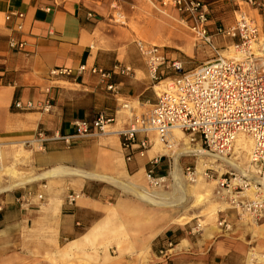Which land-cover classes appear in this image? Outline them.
<instances>
[{
    "label": "crops",
    "instance_id": "crops-1",
    "mask_svg": "<svg viewBox=\"0 0 264 264\" xmlns=\"http://www.w3.org/2000/svg\"><path fill=\"white\" fill-rule=\"evenodd\" d=\"M112 1L0 0V144L7 146L3 152L34 139L39 130L48 137L70 134L74 121L91 120L98 114L112 118L110 126L121 122L124 129L128 118L120 109L122 103H138L145 110L153 106L154 86L133 42L135 35L114 23ZM132 1H119L118 17L127 21L136 17V11L127 6H133ZM144 1L161 15L177 17ZM210 17L218 22L213 7ZM10 39L23 41V47L11 48ZM116 65L127 66L130 72L112 74L109 79L92 73L93 67L110 71ZM58 68L71 69V74L52 75ZM109 83L113 90L107 89ZM47 104L49 108L43 109ZM29 151L34 167L49 172L59 163L84 170L99 161L107 167L108 158L120 151L125 158L119 134L112 139L105 128L71 146L48 140L42 149ZM146 151L130 159L143 163L144 171L157 163L156 157L146 158ZM84 178L51 187L46 181L43 189L31 185L19 191L3 190L0 264H65L62 256L70 261L94 249L90 261L74 264H252L248 256L253 248L264 256V241L255 240L252 227L233 216L224 214L218 224L220 232L205 236L198 224H177L170 215L160 217L150 204L142 206L119 197L107 202L88 195L89 183ZM109 210L119 212L127 231V236L111 244L106 227Z\"/></svg>",
    "mask_w": 264,
    "mask_h": 264
},
{
    "label": "built area",
    "instance_id": "built-area-1",
    "mask_svg": "<svg viewBox=\"0 0 264 264\" xmlns=\"http://www.w3.org/2000/svg\"><path fill=\"white\" fill-rule=\"evenodd\" d=\"M147 1L163 14L175 12L178 21L187 27L195 40L215 54L210 60L186 70L178 60L168 59L159 47L137 43L152 81L160 83L164 74L171 75L164 79L169 81L156 96V102L149 112L139 118L136 116L119 132L125 158L129 161L135 154L144 155L151 146L148 137L150 131L165 139L172 130L179 129L190 143H196L209 155L217 156L216 162L233 152L239 134H246L252 140L248 158L250 167L254 169L253 176L238 177L236 171L226 170L220 175L219 184L232 203L237 202L239 215L264 222V29L259 28L244 9L264 11V0H225L237 7L234 22L228 25L213 21L210 5L202 0ZM227 43H230L229 46ZM9 45L21 49L24 43L10 39ZM219 46L238 50L244 57L235 59L222 56ZM162 67L167 69V73ZM83 68L80 67L81 70ZM129 72V67L119 65L110 71L92 68V73L99 74L102 79ZM51 74L70 75L71 69L58 68L52 70ZM107 89L113 90V84L109 83ZM14 106L19 108L21 105L16 102ZM27 106L31 107L32 103H27ZM48 108L47 104L43 109ZM112 120L98 114L91 120L74 121V131L70 134L48 137L39 130L34 139L23 143L25 146L36 144L42 149L48 140H61L69 146L75 139L103 132ZM2 160L0 144V164ZM212 168L207 165L203 175L208 177ZM152 171V167L147 168V178L156 181L151 177ZM185 171L188 179L195 178V168L188 166ZM232 175L235 179L231 178ZM234 180L236 183L233 184ZM250 189L253 196L245 197L244 193ZM68 199L71 201L73 197L69 196Z\"/></svg>",
    "mask_w": 264,
    "mask_h": 264
},
{
    "label": "rangeland",
    "instance_id": "rangeland-1",
    "mask_svg": "<svg viewBox=\"0 0 264 264\" xmlns=\"http://www.w3.org/2000/svg\"><path fill=\"white\" fill-rule=\"evenodd\" d=\"M119 1L120 0L112 1V10H114V23L119 27H124L123 30L126 34H129L130 32L135 35V39L133 40L135 45H137L138 42H142L144 44L157 46L163 50L168 59L178 60L182 67L186 70H189L202 62L208 61L212 58V56H214V51L199 44L191 32L185 28L174 15H161L144 0H133V6H127L130 9L136 11L137 14L135 13V18H131L127 21L126 18H120L117 15V11H120L121 8ZM205 2L212 3L211 7L214 8V16L216 19H218V23H233L235 15L237 14V7L234 6L232 2L225 0H205ZM246 12L257 22L259 28L264 29V11H258L259 13H257V11L254 9H246ZM227 44L229 46L230 43ZM181 47L190 48L191 53H186ZM218 48L220 53L222 50H228L224 47L220 48V46ZM140 56L141 60L146 66L144 57L141 53ZM170 75L171 73L169 75L165 74L162 77V80H164L166 76ZM168 81L169 80H166L164 83H167ZM156 84L158 83L151 81V87L155 86ZM153 89L154 93L156 94L157 92L161 93L164 87L160 89ZM122 104H127L133 109V115H131L127 111V108H123V106L120 105V109H123L122 111H124L126 117L128 118L125 126H123L125 128L130 122L134 120L136 116L138 118L145 116L152 108L151 107L145 110L142 107H139L138 103L133 104L130 101H126ZM106 129L107 127H105V130ZM149 138L152 142L153 139L150 134ZM75 141H77V139L73 140L71 144H73ZM187 143L192 147L197 146L196 143H190L189 141H187ZM71 144L69 146H71ZM32 147H34L35 150L38 149L36 144L29 146L26 145L25 147H12L10 152L7 151V149H4L2 164L6 167H14L20 175L25 177L37 176L45 173L48 174L44 176L45 179H36L22 186H16L14 188L7 189V192L19 191L20 189H23V187H28L31 185H39V189H43L41 184L45 183L46 181L48 187L60 186L64 183H67L68 181L71 182L72 180L83 177L79 173L73 172L75 170H83L82 167L72 163H59L56 165V167L51 169V173L54 172L52 174L49 173V171L45 168L34 167L33 152L29 151ZM184 147H186V145L183 144V140L181 139L178 142L175 152V155H177V167L180 172V180L178 184L169 174L170 170H172L174 167L172 157H156L157 163L155 164L156 167L152 168L153 171L151 177L157 179L158 177L163 176L165 179L163 181H153L147 178L143 163L134 164L132 160L128 161L123 157L120 151L118 155L108 158L109 160L107 162V167L104 166V163H102V166L101 162L95 161L92 167L85 168L83 170L113 177L117 182L100 177H85L84 179H86L89 183V188L85 190V193L100 197L107 202H114V200L119 197L123 198L125 201L138 202L142 206L144 204H150L156 209L158 216L160 217L162 215H170L172 218H174L172 220H174V222L177 224L193 223L195 226L198 224L205 236L220 232L218 224L220 220H222V217H224V214H226L227 216H233L237 220L246 222L253 229L254 239L257 241H264V233L262 232L264 229V222L262 220L255 221L248 217L239 215V207L237 202L232 203L228 195L223 192L219 184L220 175L225 173L226 170L229 172L236 171L238 177L240 175L252 177L254 169L250 167L249 159L246 161L244 154L239 155L236 151H234L235 149L229 156L226 157L233 162L242 163L245 170L244 173H241L235 169L234 166L225 162L224 160H219L213 163L210 161L209 155L205 156L204 160L206 165L201 168L197 161V156L193 155L192 153L179 154V151ZM15 156L18 159L17 162H13L12 158ZM207 165L213 167V170L211 173H209L208 177L203 175V170ZM188 166L195 168L197 171L193 180H190L186 177L185 168ZM159 167L162 170H160ZM231 178L235 179V176L232 175ZM12 180L13 178L11 176L7 174H0V188L9 186ZM232 182L233 184L236 183L235 180ZM119 183H125L129 186L133 183L138 184L149 191L155 190L158 193H163L164 195L170 197L172 201H170V204L165 203L156 205L149 200L142 199L131 190L122 188ZM2 192L3 191H0V194ZM39 193L41 192L39 191L38 194ZM244 195L245 197L251 198L253 193L252 191H246ZM218 208L219 210H217ZM121 220L122 218L119 212L109 210L108 219L106 221V227L109 228V244L113 243L118 238L127 236L126 227H124L123 221ZM95 253L96 250L94 249L92 254ZM92 254L88 253L77 255L76 258L73 257L70 259V261L68 256H62L61 261H65V264H74L75 261L78 263H85L86 261L88 262L91 260ZM47 259L52 261L51 258ZM248 260H250L252 264L264 263V256H262L261 252H259L256 248H253L250 251Z\"/></svg>",
    "mask_w": 264,
    "mask_h": 264
},
{
    "label": "bare ground",
    "instance_id": "bare-ground-1",
    "mask_svg": "<svg viewBox=\"0 0 264 264\" xmlns=\"http://www.w3.org/2000/svg\"><path fill=\"white\" fill-rule=\"evenodd\" d=\"M183 51H185L186 53H191V49L190 48H183L181 47ZM222 56H225L227 58H235V59H243L244 54L238 50H234L233 48H229L228 50H222L221 52ZM166 80L161 81L160 83L156 84L154 86L155 89H160L162 87L165 86L166 83H164ZM160 93L157 92V95H159ZM123 107L127 108L128 112L133 115V111L131 109V107L127 104H124ZM121 110H119V114H121ZM122 123L118 122L117 124H115L114 126H110V124H108L106 127L107 129L105 130V133L108 134L109 136H111L112 139H117V135L119 134V132L122 130V128H120ZM113 127V128H111ZM150 136L152 137V145L151 147L146 151V158L150 159L153 157H160V156H168V157H172L173 158V169L170 170L169 174L171 175V177L173 178V180L178 184L179 180H180V172L178 170L177 167V155H175L177 146H178V142L182 139L183 140V144L186 145V147L182 148L179 152V154H183V153H192L193 155L197 156V161L200 164L201 168L204 167L205 164V156L209 155L205 150H203L202 148H200L198 145L195 147H192L191 145H189L187 143L188 139L187 136L185 134H183L179 129H174L172 130L165 139H161L159 136H157L153 131L149 132ZM24 143H19L16 146L17 147H21L23 146ZM2 147H7L4 145H1ZM15 145L10 146L13 147ZM252 146V140L250 138V136L246 135V134H239L236 138L235 141V146H234V151H236L239 155L240 154H244L245 160L247 161L249 158L248 154L250 152ZM210 156V161H212L213 163L215 162V159L217 158V156L215 155H209ZM13 162H17V157H13ZM221 160H224L227 163H230L232 166H234L235 169H237L238 171H240L241 173H244V166L242 163H238V162H233L230 159L226 158V157H221ZM217 162V161H216ZM73 172L79 173L81 176L83 177H100V178H105V179H109L112 180L114 182H117L115 178L104 175V174H97L94 172H87V171H83V170H75ZM51 173V171L49 172ZM54 173V172H52ZM0 174H7L9 176H11L13 178V180L11 181L10 185L5 187V188H0V191L3 190H7V189H11L14 188L16 186H22L26 183L32 182L36 179L42 178L46 175L45 174H40L37 176H29V177H25L19 174V172L11 166H4L2 163L0 164ZM165 179V177L161 176L158 177L156 180L157 181H163ZM119 185L122 188H126L131 190L132 192H134L135 194H137L139 197H141L142 199L145 200H149L151 202H153L154 204H165V203H169L170 201H172V199L166 195H164L163 193H158L155 190H147L144 187L138 185V184H130L126 185L125 183H119ZM249 192L252 191V189L248 190ZM221 209V208H220ZM219 210V208L217 209Z\"/></svg>",
    "mask_w": 264,
    "mask_h": 264
}]
</instances>
